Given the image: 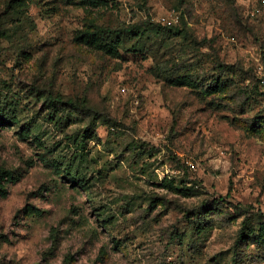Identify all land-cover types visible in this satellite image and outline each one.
Segmentation results:
<instances>
[{
    "label": "rangeland",
    "instance_id": "obj_1",
    "mask_svg": "<svg viewBox=\"0 0 264 264\" xmlns=\"http://www.w3.org/2000/svg\"><path fill=\"white\" fill-rule=\"evenodd\" d=\"M97 2L0 0V264H264V0Z\"/></svg>",
    "mask_w": 264,
    "mask_h": 264
},
{
    "label": "trees",
    "instance_id": "obj_2",
    "mask_svg": "<svg viewBox=\"0 0 264 264\" xmlns=\"http://www.w3.org/2000/svg\"><path fill=\"white\" fill-rule=\"evenodd\" d=\"M96 3H98L97 1L98 0H94ZM85 41L86 43L91 46V47H94L96 49H107L108 45H103L100 41H99V37L96 36V35H87L85 37ZM120 40H116V42H114L113 44H111L109 46V50L110 51H113V50H116V52L118 51L117 47H118V44H120ZM117 46V47H116ZM55 101L61 105H66V106H74V102L72 99H65L64 97H57L55 99Z\"/></svg>",
    "mask_w": 264,
    "mask_h": 264
}]
</instances>
